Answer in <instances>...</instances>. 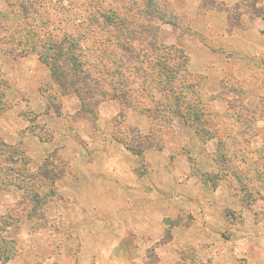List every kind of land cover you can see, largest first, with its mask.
Instances as JSON below:
<instances>
[{
  "label": "rangeland",
  "instance_id": "374dc122",
  "mask_svg": "<svg viewBox=\"0 0 264 264\" xmlns=\"http://www.w3.org/2000/svg\"><path fill=\"white\" fill-rule=\"evenodd\" d=\"M128 1L0 0V264H264V0H154L139 40L89 25ZM63 32L120 57L125 101L84 114L22 47ZM168 47L191 115L152 68Z\"/></svg>",
  "mask_w": 264,
  "mask_h": 264
},
{
  "label": "trees",
  "instance_id": "16d2710c",
  "mask_svg": "<svg viewBox=\"0 0 264 264\" xmlns=\"http://www.w3.org/2000/svg\"><path fill=\"white\" fill-rule=\"evenodd\" d=\"M143 1L145 2L142 6L144 11L143 9H140V6H138L137 2L134 0H129L127 5H123V9L119 8L117 4L115 5L116 7H100L99 3L97 9L88 14L89 25H95L100 30H105L106 33H109L111 30L116 31L114 36L116 39L122 32L127 31L128 33L136 35L135 37H138L137 39L139 40L138 35H143V32H139L138 29H131L130 25L136 23L135 19L144 21L151 19L154 9L157 8V6H155L153 10L148 9L149 6L154 5V0ZM23 5L24 4H22V7L26 9V5ZM133 8L136 9L132 12ZM119 12L122 13L120 14ZM257 12L260 13V15L262 14V17L264 18V7L261 9L258 8ZM93 14H96V16L98 15L100 19L92 17ZM145 35L147 34L145 33ZM80 36L81 35H74V33L71 32H63L58 38L55 34L54 37L45 40L43 39L41 42L38 41L40 43L38 48L35 43L32 42L30 44L28 41L30 39L29 36V39L25 40V45L22 47L24 48V51L38 52V54L39 50H41L42 55L39 54V57L50 70L52 85L57 86L64 91L76 94L81 101V109L83 113L86 115H95L97 106L104 99L122 98L123 101H125V95L121 90L119 91V87L123 84V80L117 78L118 75L122 74L123 70L120 65V57L117 59L118 62L111 60V63H114L115 67L113 69L109 68L107 57L109 52L105 49L102 51L103 60L100 59V67L99 65H94L81 47L80 40L82 38H80ZM33 37L34 35L31 39H33ZM151 39H153L152 36ZM154 43L152 44L153 50L157 49V51L163 53L161 47L154 45ZM139 48L140 50H137L138 53L135 51L134 54L139 56L140 64L149 61L150 57H148L147 54L145 56V53L142 52V47ZM164 53L166 54L165 57L161 55V57L156 59L152 65V68L154 66L158 68L159 73L157 81L158 83H162V86L160 85V90L165 95L164 100L166 101L167 99L172 98L174 104L170 109L180 116V101L186 102L187 113L188 115H191L192 112L190 113L189 111L192 107L190 106L189 100L183 99L182 94H177V91L173 88L175 79H178L177 75L181 74V76H183L182 74L185 73L186 68L183 60L185 59V56H183L180 50L173 47H168ZM176 59H181V61L175 62ZM171 62L172 65H170ZM182 88L191 89V85L184 82ZM223 147L224 145L220 143L219 148ZM225 162L226 160L223 161V164ZM224 165L227 166V164Z\"/></svg>",
  "mask_w": 264,
  "mask_h": 264
}]
</instances>
